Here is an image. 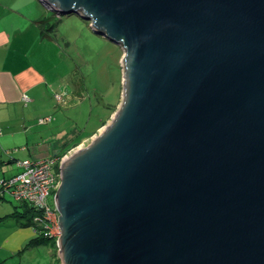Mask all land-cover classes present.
I'll list each match as a JSON object with an SVG mask.
<instances>
[{
    "label": "water",
    "instance_id": "water-1",
    "mask_svg": "<svg viewBox=\"0 0 264 264\" xmlns=\"http://www.w3.org/2000/svg\"><path fill=\"white\" fill-rule=\"evenodd\" d=\"M124 51L116 116L60 162L63 264H264V0H40Z\"/></svg>",
    "mask_w": 264,
    "mask_h": 264
},
{
    "label": "crops",
    "instance_id": "crops-1",
    "mask_svg": "<svg viewBox=\"0 0 264 264\" xmlns=\"http://www.w3.org/2000/svg\"><path fill=\"white\" fill-rule=\"evenodd\" d=\"M38 1L0 0V184L22 170L19 163L22 160L17 156L59 159L60 148L76 134L67 137L60 145L54 143L53 154L42 151L34 154L33 144L36 142L33 140L37 134L33 128H42L43 125H33V122L41 114L47 116L49 109L44 108L43 103L56 92L59 84L57 77L50 76L48 24ZM36 108L42 111H35ZM101 124L90 130L92 135L82 142L90 139L104 125ZM12 162H16L13 174ZM0 188V264H47L46 249L43 253V249L38 248L40 243L30 242L38 235L35 228L23 225L24 217L12 215L15 210L20 211L18 206L12 210L2 204L9 192L2 189V185ZM48 247L55 256L53 247L49 244ZM37 249L40 255L33 253Z\"/></svg>",
    "mask_w": 264,
    "mask_h": 264
},
{
    "label": "rangeland",
    "instance_id": "rangeland-1",
    "mask_svg": "<svg viewBox=\"0 0 264 264\" xmlns=\"http://www.w3.org/2000/svg\"><path fill=\"white\" fill-rule=\"evenodd\" d=\"M40 4L45 12L43 17L46 25L48 24L46 27L49 35L47 51L50 76L57 77L59 84L53 97L49 95L43 103L44 108L49 109L47 116H37L48 117L47 120L39 121L40 118H36L33 122V125H43L42 128H33L37 134L33 140L36 142L33 144V151L35 155L41 151L49 155L55 152L54 143L60 145L80 129H94L109 115L104 125L96 132L98 133L116 116L123 100L125 62L121 45L99 33L90 19L76 13L61 14L42 2ZM57 94L62 95V99H58ZM35 111L42 109L36 108ZM17 157L24 159L22 156ZM15 164L16 162H12V174ZM48 201L54 205L52 194ZM2 204L12 207V210L15 206H18L21 212L23 210L19 201L9 193L6 200H2ZM57 230L61 235L62 229ZM52 236L56 241V245L52 246L55 256L45 242H41L38 248H42L43 253L46 249L47 264H63L59 252V233ZM33 253L40 255L41 252L37 249V252Z\"/></svg>",
    "mask_w": 264,
    "mask_h": 264
},
{
    "label": "built area",
    "instance_id": "built-area-1",
    "mask_svg": "<svg viewBox=\"0 0 264 264\" xmlns=\"http://www.w3.org/2000/svg\"><path fill=\"white\" fill-rule=\"evenodd\" d=\"M56 97L62 99L60 94H57ZM25 98L27 99V96ZM45 119L47 117L39 120L44 121ZM64 157L62 156L59 159L52 157L23 159L19 162L22 170L11 178L3 180L0 184L2 189L5 188L16 200L29 202L39 208L45 228L52 235L59 233L58 239L60 231L57 229H60V226L55 196L61 183L60 162ZM51 194L54 197V205H51L48 201Z\"/></svg>",
    "mask_w": 264,
    "mask_h": 264
},
{
    "label": "trees",
    "instance_id": "trees-1",
    "mask_svg": "<svg viewBox=\"0 0 264 264\" xmlns=\"http://www.w3.org/2000/svg\"><path fill=\"white\" fill-rule=\"evenodd\" d=\"M105 119L100 122L104 123ZM92 131L90 130H79L73 137L68 139L63 146L60 148L57 156L62 157L64 154H66L71 148L79 145L84 138L92 135ZM22 203L20 206L23 208L22 212L15 210L12 215L21 216L24 217V220L21 222L23 225H31L35 228L38 235L31 238L30 242L34 243H41L45 242L51 246H55L56 241L55 238L47 231L45 228L44 222L42 220V213L39 208H36V206L30 204L26 201H21ZM15 216V217H16Z\"/></svg>",
    "mask_w": 264,
    "mask_h": 264
},
{
    "label": "bare ground",
    "instance_id": "bare-ground-1",
    "mask_svg": "<svg viewBox=\"0 0 264 264\" xmlns=\"http://www.w3.org/2000/svg\"><path fill=\"white\" fill-rule=\"evenodd\" d=\"M58 12V11H57Z\"/></svg>",
    "mask_w": 264,
    "mask_h": 264
}]
</instances>
